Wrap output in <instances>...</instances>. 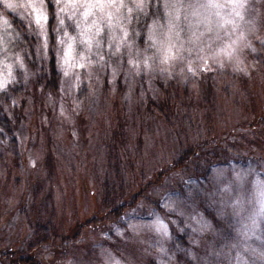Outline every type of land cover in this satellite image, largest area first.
Here are the masks:
<instances>
[{"label": "clouds", "instance_id": "obj_1", "mask_svg": "<svg viewBox=\"0 0 264 264\" xmlns=\"http://www.w3.org/2000/svg\"><path fill=\"white\" fill-rule=\"evenodd\" d=\"M50 53L55 57V89L40 83L52 74ZM259 54H264V0H0V108L11 115L26 101L25 112L30 113L38 95L61 130L73 137L77 118L88 116L105 99L106 80L107 98L116 96L117 81L123 80L121 99L134 104L156 91L159 80L196 89L207 73L218 80L249 77L258 67L251 57ZM141 82L146 88L137 96ZM40 119L49 122L44 114ZM35 164L30 158L29 166ZM213 167L228 163H209V174ZM176 174L169 170L168 175ZM254 179L260 183H252ZM204 193L191 199L174 193L179 199L163 204L151 194L121 202L119 213L94 230L91 264H138L139 257L177 264L169 243L177 224L186 236L189 228L196 233L187 245L176 241L180 251L187 247L186 264H264V236L259 235L264 228V173L250 174L245 182L229 171L227 181L210 184ZM213 211L221 223L212 222ZM201 213L209 216L206 232L193 227ZM233 218L247 232L237 231L230 248L220 249V237L228 235ZM105 239L131 245L138 256L112 249ZM52 257L48 251L43 259ZM55 264L81 261L69 255Z\"/></svg>", "mask_w": 264, "mask_h": 264}, {"label": "rangeland", "instance_id": "obj_2", "mask_svg": "<svg viewBox=\"0 0 264 264\" xmlns=\"http://www.w3.org/2000/svg\"><path fill=\"white\" fill-rule=\"evenodd\" d=\"M52 57L55 59L54 55ZM251 58L257 61L259 76H255L254 71L249 77L231 76L218 80L214 79L213 73H207L196 89L159 80L156 82V91L149 92L134 104L121 99L125 91L123 80L117 81L116 96L107 98L109 83L106 80L105 99L90 109L88 116L77 118L75 137L70 131L61 130L52 119V113L43 108L38 95L34 96V110L30 113L26 114L27 102L22 101L19 108H13L11 115L7 113L14 133L15 151H11L7 144L6 135L3 134L5 141H0V250L10 247L16 253L21 252V255L38 254L41 258L51 251L52 260L45 264H55L69 255L79 258L81 264H91L97 243L94 230L110 217L101 218L98 208L104 194L101 186L109 147L114 146V151L119 149L122 153L126 150L130 154L133 169L131 171L125 167L126 173L119 178L124 186V203L133 197L151 194L153 200L163 204L178 200L179 196L174 193L180 192L191 199L197 193L204 195V190L210 184L227 181L229 171L241 174L245 182L249 181L250 174L256 177L264 173V161L256 155L251 156L260 147L264 152V124L262 128L259 126L256 129L255 135L244 131L235 134L227 143H212L214 136L225 133L226 118L237 117L238 120L248 121L254 118L252 114L263 111L264 95L261 91L264 90V54ZM228 83L235 88L240 87L241 95L237 98L238 102H228L229 105L221 107L227 103L222 86ZM258 86L262 89L259 90ZM145 88L141 82L136 89L137 96ZM183 89L188 91L184 99ZM167 97L177 103H191L192 112L186 118L190 120L188 123L183 120L178 123V109L173 108V113H170L173 125L168 127L163 116L158 113L166 110L164 103ZM249 99H253L252 106L249 105ZM146 107L150 110H146ZM252 107L254 111H251ZM41 114L48 117V123H41ZM213 121L219 127L217 133ZM190 122L194 127L192 133L186 127ZM125 133L130 143L125 141ZM198 134L200 137L196 138ZM205 136L206 145L203 143ZM216 144L231 146L235 155L229 153L221 157L215 154L209 160L212 152L209 147ZM30 158H35V167L29 166ZM233 160L247 162L249 166L241 169L238 163H232ZM225 161L228 167H213L211 174L208 173L209 163L215 165ZM252 162L260 166V173L255 172ZM179 166H182L181 169ZM170 169L178 174L168 175ZM153 173L160 174L155 179ZM134 175L136 182L132 181ZM138 176L149 179L144 188ZM252 183L258 185L260 180L254 179ZM191 207L195 210L196 204ZM212 216L213 223L222 222L214 211ZM36 224H44L48 232L45 238L39 235L28 240L33 231L31 226ZM193 227L208 231L209 216L201 213L193 222ZM182 228V224H177L173 240L169 242L173 246L172 251L177 253V264H186L187 247L180 251L176 241L187 245L188 240L196 235L189 228L186 236ZM227 229L228 235L220 237L223 240L220 249L230 248L237 231L247 232L244 223L238 222L236 218L227 223ZM259 235L264 236V228L260 229ZM104 243L114 250L123 249L138 256L135 248L119 240L113 243L105 239ZM138 264L156 262L150 257H139ZM204 264H211V261L206 260Z\"/></svg>", "mask_w": 264, "mask_h": 264}, {"label": "trees", "instance_id": "obj_3", "mask_svg": "<svg viewBox=\"0 0 264 264\" xmlns=\"http://www.w3.org/2000/svg\"><path fill=\"white\" fill-rule=\"evenodd\" d=\"M257 60H258V58H257ZM259 61L262 62V60H260V58H259ZM50 67L52 69V74L46 76L44 79H42L40 81V83L43 84L46 89H48V88L55 89L58 85V80H57L56 74H55V59L53 57H52V60L50 62ZM255 76H259V73L257 71H255ZM261 89H262V87H259V90H261ZM229 90H232V92H229ZM237 90H238V93L236 94ZM255 90H256V85H255ZM222 91H225V93H226L225 94L226 95L225 101L227 103L222 105L221 107H225V106L229 105L228 102H234L235 103V100L238 102L237 98L241 95V88L240 87L235 88L234 85H232L231 83H228L227 85L224 84V86H222ZM187 92L188 91L186 89H183V91H182L183 99H184V94L186 96ZM261 94L264 95V90L261 91ZM252 100L253 99H249L250 103L248 101L250 106H252ZM165 101L166 102L164 103V105H165L166 110L165 111L161 110V112H158V113L161 116H163V118H164L163 120L168 124V127H171L173 125V116L170 114V113H173V108L175 110L178 109L177 110V112H178V118H177L178 123H180L181 120H183L184 123H188L190 121L189 119H186V118H188L189 115H191V112H192L191 103H187L184 101L177 103V101L172 100L171 97H167ZM188 102H189V100H188ZM161 104H162V102L160 103V105ZM160 105H159V108H160ZM139 106H142V105H139ZM145 109L150 110L149 107H146ZM262 109H263L262 112H260V113L256 112L257 114L256 113L252 114V116L254 117L252 120L242 121V120H238L237 117L234 119L226 118V120H225V124H226L225 133L222 135L214 136L212 143H227L230 139H232L234 137L235 134H240L241 132H244V131L251 132L250 133L251 135H255L256 129L259 126L262 128L263 127L262 124H264V105H263ZM157 110H158V105H157L156 112H157ZM254 110H255V108L252 107L251 111H254ZM170 117L172 118V122H171ZM213 122H214L213 126L217 127V123L215 121H213ZM186 127L189 130V132L192 133L194 127L192 126L191 122ZM183 129L185 130L184 126H183ZM218 131H219V127H217L216 133ZM3 134L7 136L8 140L6 142L10 146L11 151L14 152L16 149L15 143H14L15 138L12 137V135H14V133L11 130L10 120H9L7 113L4 112V110L2 108H0V141L1 142L5 141V137ZM195 136H196V138H199L200 134H198V136L197 135H195ZM205 140H207L206 136L203 139V141H205ZM125 141L130 143V140H129L128 135L126 133H125ZM129 143H125V144H129ZM203 143H204V145H206V141ZM258 143H260V142L258 141ZM113 148H114V146L109 147V153L107 156L108 157L107 168H106L104 179L102 180L101 190H104V194L101 198L100 203L98 204V208H99V212H100V214L99 213L98 214L101 215L100 216L101 218H104L106 216H114V215L119 213L120 204H121V202H124V199H125V194H124L125 191H123L124 186H123V184L119 178L122 177L126 173L125 167H127L129 170L131 169V171L133 169V166H132L131 161H130V159H131L130 154L126 150H125V152L122 151V153L120 152L119 149L114 151ZM209 150L212 151V152H210L211 155L208 158L209 160L215 154H219L221 157L228 156L229 153L235 155V153H233L231 151L234 149L231 146H228L225 144H222V145L216 144V146H214V147H209ZM233 155H231V156H233ZM253 155H256V157H258L259 159H262L264 161V152L261 151V147L258 151H255L254 153L251 154V156H253ZM46 163H48V160H46ZM179 167L181 169L182 166H179ZM159 174L160 173H153L152 177H154L156 179ZM132 181L136 182L135 175L132 177ZM138 181L140 182V184H143V188H144L147 185L149 179L148 178L143 179V178H140L138 176ZM145 182H147V183L145 184ZM139 187H141V186H139ZM34 226H31V229L33 231L30 233L28 240H32V239L38 237L39 235L41 237L45 238L44 237L45 233L48 232L47 227L44 224H36ZM77 228H79V226H77ZM39 242H40V240H39ZM20 253L21 252L16 253V252L12 251V249L10 247H7L5 249H1L0 250V264H45L46 263V261L43 258H41V256L38 254L37 255H21Z\"/></svg>", "mask_w": 264, "mask_h": 264}]
</instances>
